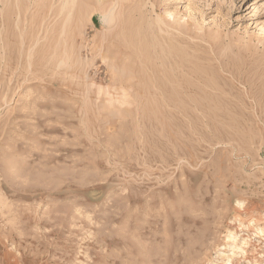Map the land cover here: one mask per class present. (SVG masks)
<instances>
[{"label":"rangeland","instance_id":"rangeland-1","mask_svg":"<svg viewBox=\"0 0 264 264\" xmlns=\"http://www.w3.org/2000/svg\"><path fill=\"white\" fill-rule=\"evenodd\" d=\"M90 1L0 0V264H264V0Z\"/></svg>","mask_w":264,"mask_h":264},{"label":"bare ground","instance_id":"bare-ground-1","mask_svg":"<svg viewBox=\"0 0 264 264\" xmlns=\"http://www.w3.org/2000/svg\"><path fill=\"white\" fill-rule=\"evenodd\" d=\"M97 2L100 4L94 6L93 10L98 11V13L100 12V15L102 16V18H101L102 22L109 23L112 20V12L107 14V15L104 14L106 9H104L102 6L103 1L98 0ZM89 4H91L90 0H88V5ZM137 11L139 14H137ZM141 11L142 10L140 8L133 9V15H131V14L128 15V17H125V19L121 23L122 28L120 29L121 33L119 35L120 36L119 39H120L121 45L123 47H125L124 50L122 49V53L125 56L130 55L133 62H135V61L139 62V66L127 67V68L123 69L121 74L122 75H130L131 74V75H138V76L144 75L145 73L151 74V75H156L159 72H162L161 74H165V73L167 74V73H169V70H167L166 68L165 69L161 68L160 66H158V64H155V62H157V61L160 62L161 66L164 67L165 62L168 60V59L165 60L166 57L167 58H169L168 56H177V58L182 57L181 49H179L175 45V42H173L171 37H168V35L167 36L165 35V34L169 33V29L171 30V28L169 27L170 24L167 25L166 24L167 22L165 20H163V18L162 19L158 18L157 24H155L154 26L146 24V15L142 14ZM143 12H144V10H143ZM153 12H154V10H153ZM136 14L139 15V17L137 19L134 18L136 16ZM171 15L172 14H169L168 16L170 17ZM164 19H165V17H164ZM166 19H167V17H166ZM171 33H169V35ZM174 36H175V34H174ZM172 37H173V35H172ZM174 38L176 39L177 36ZM177 43H179V42H177ZM178 54L179 55L181 54V56H178ZM170 60L172 61V59H170ZM177 60H179V62L181 61L180 59H177ZM169 61H167V62H169ZM176 62H178V61H176ZM176 62H173V63H176ZM183 62H185V61H183ZM162 63H163V65H162ZM131 65H132V63H131ZM177 65H178V63H177ZM179 65H181V64H179ZM179 65H178V67H179ZM124 67H126V66H124ZM173 72H174V70H173ZM230 238L233 239V236L231 235Z\"/></svg>","mask_w":264,"mask_h":264}]
</instances>
